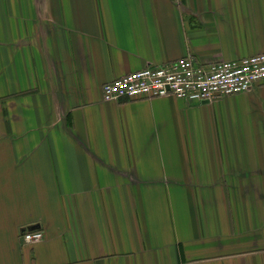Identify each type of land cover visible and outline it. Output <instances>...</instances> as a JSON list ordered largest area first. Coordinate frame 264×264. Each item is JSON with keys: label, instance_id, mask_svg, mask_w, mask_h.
<instances>
[{"label": "crops", "instance_id": "0c3cea01", "mask_svg": "<svg viewBox=\"0 0 264 264\" xmlns=\"http://www.w3.org/2000/svg\"><path fill=\"white\" fill-rule=\"evenodd\" d=\"M263 51L264 0H0V264H264V84L101 96Z\"/></svg>", "mask_w": 264, "mask_h": 264}, {"label": "built area", "instance_id": "2783aa9c", "mask_svg": "<svg viewBox=\"0 0 264 264\" xmlns=\"http://www.w3.org/2000/svg\"><path fill=\"white\" fill-rule=\"evenodd\" d=\"M264 84V51L239 58L200 61L193 56L146 64L101 86L104 100L171 96L185 101L207 102L219 96L248 92ZM26 242L41 240L36 227L20 231Z\"/></svg>", "mask_w": 264, "mask_h": 264}]
</instances>
